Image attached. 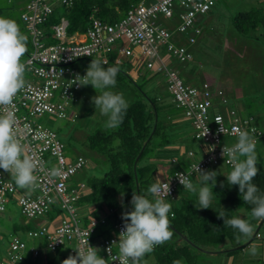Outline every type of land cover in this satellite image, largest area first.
Listing matches in <instances>:
<instances>
[{
    "label": "built area",
    "instance_id": "1",
    "mask_svg": "<svg viewBox=\"0 0 264 264\" xmlns=\"http://www.w3.org/2000/svg\"><path fill=\"white\" fill-rule=\"evenodd\" d=\"M72 1L29 0L25 4L20 16L30 32L31 48L21 59L28 66V77L25 78V87L14 97L13 104L7 108L0 107V114L9 110L14 113L17 136L25 154L41 162L35 172L38 178L36 186L27 190L18 188L11 175L0 169V213L6 209L7 202L14 201L26 217L45 216L46 223L29 227L26 234L42 238L44 246L54 253L66 244L63 260L69 255L74 256L75 250L81 247L86 249L87 240L94 247L90 234L97 220L89 217L83 224L76 204L81 192L71 185L73 175L86 164V160L80 155L66 159L62 142L53 130L38 121V117L43 113L65 115L66 103L80 87L77 83H82L75 77L77 74L85 75L74 66L77 60L90 56L107 58L108 54L115 53L114 61L117 63L123 61L121 56L135 62L137 54L145 58L147 68L163 72L172 102L190 118L193 134L201 147L199 155L191 148L186 151L190 159L187 169L160 180H170L169 196L181 185L176 173H191L192 180V175L199 177L195 170L197 164L199 168L208 170L221 161L229 163V158L222 156L221 150L223 146L230 147L236 142L237 129L249 131L256 139H264V121L257 125L251 116H242L233 106L228 108L227 115L220 110L211 111L210 84L206 80L197 84L185 82L177 68L169 66L161 55L163 46L179 62L193 58L190 45L194 44L202 29L196 22V16L208 12L212 0H138L112 23L93 16L86 29L77 32L82 34V38L76 32L67 34L66 20L61 18L51 25V37L55 40L48 42L40 24L56 2L67 7ZM216 93L221 96L222 90L217 89ZM53 170H58L59 174H52ZM52 204L63 212L50 219L46 212ZM123 224L122 219L118 220L114 224L116 234L100 238L95 246L108 264H120L118 247ZM10 236L5 248L7 257L0 258V264H16L23 259L25 241L15 232ZM28 251L36 258L41 250L29 246Z\"/></svg>",
    "mask_w": 264,
    "mask_h": 264
},
{
    "label": "trees",
    "instance_id": "2",
    "mask_svg": "<svg viewBox=\"0 0 264 264\" xmlns=\"http://www.w3.org/2000/svg\"><path fill=\"white\" fill-rule=\"evenodd\" d=\"M137 1L138 0H73L67 7L61 4L64 7L63 9L56 8L54 4L53 10L46 15L45 21L40 24L43 26L46 34L44 38L48 42L55 40L51 37V25L59 22L61 18L66 20V33L72 34L75 31L85 30L91 23V18L93 16L103 21L114 22L125 14L131 4ZM20 19L22 20V18ZM231 22L238 33L246 35L247 33L254 32L256 38L264 42V0H257L256 6L235 13ZM26 47L27 51L31 48L30 40ZM114 57L115 53H111L107 55V58L90 56L80 59L84 61V67L82 66L77 69L86 73V69L91 60H99L105 68L117 67L119 69L118 63L114 61ZM126 59L130 60L128 57ZM179 63L186 65L185 62ZM123 74L125 73L119 69L116 80H121ZM180 76L188 83H192V80L195 78L189 70L182 72ZM130 82L134 85L133 95L128 102L129 107L123 123L119 128L114 130L106 129L105 126L97 124L93 130H89L85 133L83 144L86 145L89 150L92 161L78 154L86 160V164L77 171L80 172L81 179L75 182V174L71 179L72 186L78 187L76 183L78 184V182H80L88 188V191L80 193L76 200V204L79 207L93 204L97 208V211H95L93 215L82 214L81 216L83 224L89 220V217L97 220L90 234L91 243L94 247L100 238L116 234L114 224L122 219V212L131 209L129 202L132 193L146 194L149 186L156 182V172L158 168H160L158 165V158H160L158 150L165 145H169V143H173L181 134V132L174 130L175 127L173 125V119L177 117L178 109L181 108L175 106L173 103L176 107L174 115L172 112H167L163 115V111H161L162 109L160 110V106L158 105L159 97L149 95L140 84L135 82L132 76H130ZM117 83H120V81ZM81 86L82 85H80L76 93H74L75 95L66 103L65 115H53L57 117L67 116L66 108L70 102L78 100ZM57 138L59 139L58 136ZM116 138H119L121 143L118 147L114 148L112 145ZM100 157H102L103 161L107 164L106 168H103L101 173L87 174L81 171L87 166V160L88 162H95L97 158L98 160L101 159ZM177 161L176 157L170 156V163H176ZM189 162H187L186 167H179L173 172H168L164 178L173 175L179 170L187 169ZM218 165L232 167V165L224 161H221L215 166ZM257 167L259 171L253 183L264 193V161L261 160V158L259 159V157ZM228 173L229 171L217 175V183L212 189L214 194L210 206L211 208L209 209H198L197 194L185 192L182 185L177 187L175 193L169 196L170 199L168 198L172 205L171 212L172 214L174 213V216L169 213L171 228L174 235L168 242L155 247L152 253L146 254L142 263L148 261L149 257H151L152 261L150 264H152L153 261H157L158 264H173V261L177 259H180L182 264H204L200 263L197 251H203L204 254L225 252L231 255L241 252L255 237H262V239H264V233L262 234L259 232L264 222L252 219L251 209L254 206L246 204L243 201L238 186H229L227 180L223 179L226 178L225 176ZM220 179L222 180L219 181ZM192 181L194 184L200 186L199 177L192 175ZM209 183H211V181H209ZM221 183H223V187L220 186ZM148 198L150 199V196ZM174 198L176 202L172 201ZM222 210L225 211V219L238 216L250 220L255 228L258 229L255 230L254 228V234L250 239L245 240L241 238L237 240L236 237L238 232L231 227L225 226L223 224V219L218 218L217 213ZM98 211H101V214H98ZM3 212L0 213V215H2ZM62 212L60 207L52 204L50 209L46 212V217L53 219ZM101 218H103V221L100 220ZM10 226L12 232L15 233L21 231L26 233V229L31 227L28 222H14ZM256 232H258V235ZM65 245L66 244L58 247L55 253H51L57 254V252L61 250L62 254H64L66 251ZM236 246L239 247L234 248ZM41 252H43V250H41L40 253ZM29 254L31 256L30 252ZM30 256H28L27 260L25 253H23V259L18 260L16 264H31V261H36V259H38L35 258L33 260L32 256ZM6 257L7 251L5 249L3 254L0 255V258ZM250 260L252 262H257L256 264H264V250L263 252L259 251L256 256L250 255ZM46 264L51 263L46 262Z\"/></svg>",
    "mask_w": 264,
    "mask_h": 264
},
{
    "label": "rangeland",
    "instance_id": "3",
    "mask_svg": "<svg viewBox=\"0 0 264 264\" xmlns=\"http://www.w3.org/2000/svg\"><path fill=\"white\" fill-rule=\"evenodd\" d=\"M28 1L0 0V16L15 20L21 32L25 35L27 43L30 40V32L23 25V21L20 19V13ZM256 2L257 0H212L210 10L205 14H198L196 16V22L199 23L201 21L202 31L197 35V41L194 45V58L185 62L186 65L179 63L165 47H161V55L163 59L167 60L169 66L177 68L180 75L182 72L189 70L195 77L192 82L204 79L215 92L217 88H222L225 95L222 96V100L225 101L227 99L229 103L235 104L231 100L232 98L235 99L243 108V112L240 113L242 116H244L245 112L253 113L257 110L259 112L261 110L264 111V42L261 39H257L254 32L247 33L246 35L238 33L233 27L231 19L235 13L256 6ZM55 7L58 9L64 8L58 2L55 3ZM121 57L123 61L122 63H118V67L125 74L119 80L120 83H117L114 88L109 90L122 93L126 101L129 102L133 95L134 87L133 83L130 82V76H132L135 82L140 84L149 95L159 97L158 105L160 106V110L162 109L163 115L167 112H172L174 115L176 107L173 105L171 94L166 88V78L163 72H155L147 68L143 56H140L135 62H132L131 58L130 60L126 59L127 56ZM74 65L84 67V61H76ZM27 77V72H25V78ZM100 94V90H94L91 85H82L78 100L70 102L67 106L66 117H57L56 115L48 113H43L38 117L40 123L53 129L57 133V136L63 144L62 150L66 159H75L78 154H81L89 161H92L90 152L86 145L83 144V141L86 132L93 130L97 124L104 126L107 119V117L101 115L100 110L95 108L91 101L92 97ZM219 100L221 102V110L225 111L227 105L225 106L224 102L221 99ZM173 121L174 130L179 132L184 131L188 137L187 144L195 147L196 138L193 134V128L189 118L182 115V119L178 118L177 121L174 118ZM189 142L191 143L189 144ZM255 151L259 159L261 158L264 161V139L257 138ZM100 158L99 160L97 158V161L94 160L95 162H88L87 160V166L81 171L87 174L101 173L107 164L103 161L102 157ZM186 166L187 158L181 156L176 163H168L167 170L168 172H173L179 167ZM231 168L219 165L209 170L217 171L218 175H220V173L230 172ZM74 179L75 182L81 179L80 172L75 173ZM184 191L189 192L187 190ZM150 199L154 198L150 196ZM169 199L166 198L167 202H170ZM172 201L176 202L175 198ZM14 222H28L29 226H40L46 223L47 219L45 216L25 217L20 212V208L16 202H7L5 211L0 215V255L5 251L7 241L11 240L10 234L12 230L10 225ZM259 232L264 233V225L260 227ZM16 234L21 236L26 243L24 253L27 260L28 256H30L28 251L29 246H35L44 251L41 252L37 261L61 264L63 260L61 250L57 254H52L44 246L42 238L28 236L23 231L17 232ZM253 245L257 247L258 252H263L264 239L262 237H255L246 246L247 250H250ZM197 253L200 263L222 264L217 253L204 254L203 251H197ZM220 254H224V252ZM151 261L152 259L149 257V260L142 264H150Z\"/></svg>",
    "mask_w": 264,
    "mask_h": 264
},
{
    "label": "clouds",
    "instance_id": "4",
    "mask_svg": "<svg viewBox=\"0 0 264 264\" xmlns=\"http://www.w3.org/2000/svg\"><path fill=\"white\" fill-rule=\"evenodd\" d=\"M26 44V37L17 22L0 16V107L7 108L12 105L14 97L26 85L25 72L28 66L21 59L27 52ZM118 72L117 67L105 68L99 60H91L85 75L81 77L77 74L75 77L82 81L78 85H91L94 90H100L101 94L92 97L91 101L101 115L107 117L104 124L106 129L119 128L129 107L122 93L109 90L116 86ZM236 132V142L230 147L223 146L221 150L222 156L226 155L232 165L225 177L229 186H238L243 201L254 206L251 209L252 219L264 222V193L253 183L259 171L255 151L257 139L247 130L237 129ZM120 143L119 138H116L112 147H118ZM40 166V161L25 154L24 146L17 136L14 113L9 110L0 114V169L11 175L18 188L27 190L36 186L38 178L35 172ZM195 170L199 173L200 186L190 179L191 173H176V178L183 189L197 194L198 209H209L218 173L199 168L198 164ZM52 174L58 175L59 172L53 170ZM169 181L161 182L156 179L146 194L132 193L129 202L131 209L122 212L121 217L124 224L119 234L120 264H142L146 254L152 253L155 247L173 237L169 219L172 205L166 200L170 195ZM220 186L223 187V183ZM149 196L154 199H149ZM217 214L218 218L223 219L225 226L238 232L237 240H248L253 236L255 226L250 220L238 216L225 219L224 210ZM99 251L100 249L90 246L87 240L86 249L81 247L75 250L76 254L69 255L61 264H108L99 255ZM250 254L258 255L255 245L250 248ZM173 264H181V260H174Z\"/></svg>",
    "mask_w": 264,
    "mask_h": 264
},
{
    "label": "crops",
    "instance_id": "5",
    "mask_svg": "<svg viewBox=\"0 0 264 264\" xmlns=\"http://www.w3.org/2000/svg\"><path fill=\"white\" fill-rule=\"evenodd\" d=\"M168 22L173 23V21H171V20L170 21L168 20ZM199 23L201 24V21ZM210 29H212V28H210ZM201 31H202V29H201ZM75 32H76L75 34H78L77 32H81V31H75ZM200 33H198L197 35H199ZM197 35H196V40H195L194 44L190 45V47L192 49V52H193V58H194V54H195L194 45H195V43L197 41ZM78 36L80 38H82V34L81 33H79ZM136 56L139 58V56L137 54H136ZM75 67L76 68H81L80 66L79 67L75 66ZM202 80H204V79H200V80H197V81L192 82V83L193 84H197V83L201 82ZM217 89H221L222 90V88H217ZM212 91H213L212 92L213 105L211 107V111L220 110L224 115H227L228 108L233 106V107H236L239 112L241 111L240 113L243 112V108L239 105V103L235 99L232 98L231 100L233 101L232 103H235L237 106L235 104L229 103L227 101V99L225 101L222 100V96H225L223 90H222V95L221 96H219L214 91L213 88H212ZM218 98L221 99L222 102H224L225 106L227 105L226 106L227 108H225V111L221 110V108H220L221 107L220 106L221 102H220V100ZM182 115L186 116L187 118H189L187 115L184 114L182 109H178V115H177V117L175 119H177V121H178V118L182 119ZM249 116L252 117V121H254L257 125H261L263 123V121H264V111H262V110L260 112L257 110L256 112H253V113H251V112H245L244 113V117H249ZM189 120H190V118H189ZM195 141H196L195 142L196 144L194 143L195 147L191 146V144H190L191 142H189L190 145H188L187 144L188 143V137L186 136L184 131H182L180 136H178L177 139L173 141V143H169V145H165L164 147L159 149L158 150V154H159L160 158H158L159 159L158 160V165H159L160 168H158V171L156 172V178L157 179H162L168 173L167 164L170 163L169 162L170 156L176 157V160H178L179 157L184 156L185 158H187V160H188L187 162H189L190 159L187 157L186 151L188 149H190V148L193 149L194 151H196V154L199 155L200 154V148H201L200 147V143H199V141L197 139ZM213 167H215V166H213ZM223 167H225V166L223 165ZM76 185L78 186V188L80 187V192L88 191V188L85 185H83L82 183L78 182V184L76 183ZM81 189H82V191H81ZM95 211H97V208L93 204L79 207V213L80 214H84V215L92 214L93 215V213ZM99 213L101 214V211H98V214ZM246 246L242 249L241 252L236 253V254H238L236 258H234V256L236 254H231L230 255V254H227L225 252H224V254H220L222 252L217 253V256L220 257V260L222 261V264H240V263H243V264H256L257 262H255V261L252 262L250 260V255H251L250 254V250H247ZM36 258H38V257H36ZM32 259L34 260L35 258L32 257ZM30 263L31 264H46V262L45 263L44 262H40V260L37 261V259H36V261H31Z\"/></svg>",
    "mask_w": 264,
    "mask_h": 264
},
{
    "label": "water",
    "instance_id": "6",
    "mask_svg": "<svg viewBox=\"0 0 264 264\" xmlns=\"http://www.w3.org/2000/svg\"><path fill=\"white\" fill-rule=\"evenodd\" d=\"M258 228H256L255 230H257ZM240 246V245H239ZM239 246H236V247H234V248H237V247H239Z\"/></svg>",
    "mask_w": 264,
    "mask_h": 264
}]
</instances>
